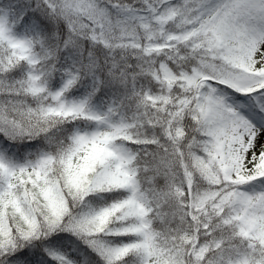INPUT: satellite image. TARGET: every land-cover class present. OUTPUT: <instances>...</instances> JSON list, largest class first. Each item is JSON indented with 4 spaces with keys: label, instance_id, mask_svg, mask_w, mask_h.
Returning <instances> with one entry per match:
<instances>
[{
    "label": "snow or ice",
    "instance_id": "1",
    "mask_svg": "<svg viewBox=\"0 0 264 264\" xmlns=\"http://www.w3.org/2000/svg\"><path fill=\"white\" fill-rule=\"evenodd\" d=\"M0 264H264V0H0Z\"/></svg>",
    "mask_w": 264,
    "mask_h": 264
}]
</instances>
